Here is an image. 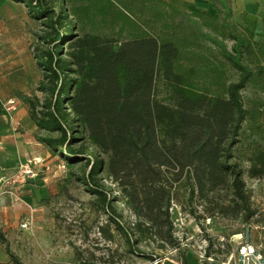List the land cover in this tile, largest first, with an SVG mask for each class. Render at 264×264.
Here are the masks:
<instances>
[{
  "label": "trees",
  "instance_id": "obj_1",
  "mask_svg": "<svg viewBox=\"0 0 264 264\" xmlns=\"http://www.w3.org/2000/svg\"><path fill=\"white\" fill-rule=\"evenodd\" d=\"M12 1L44 26L34 49L43 96L17 95L41 143L90 166L81 178L107 214L99 227L105 237L113 238L114 226L126 250L151 264H162L156 250L180 251L170 208L181 181L191 198L213 204L222 189L230 191L232 211L249 222L256 210L232 160L238 145L253 144L248 171L264 177V43L233 19L231 0H217L219 15L185 0ZM138 18L149 29H136ZM99 22L119 25L116 36L98 31ZM159 25L161 34L154 33ZM206 42L217 52L201 51ZM161 80L166 94L160 97ZM249 86L256 92L251 105L243 94ZM100 173L127 199L135 216L130 226L122 223L117 198L108 196ZM146 238L157 241L151 253L140 247ZM0 241L21 264L1 229ZM177 259L188 264L186 252Z\"/></svg>",
  "mask_w": 264,
  "mask_h": 264
},
{
  "label": "rangeland",
  "instance_id": "obj_2",
  "mask_svg": "<svg viewBox=\"0 0 264 264\" xmlns=\"http://www.w3.org/2000/svg\"><path fill=\"white\" fill-rule=\"evenodd\" d=\"M43 27L39 21L29 16L24 4L8 5L5 11H0V74L5 75L8 80L11 78V84L17 91V64L32 61L37 66L35 73L38 79L34 84H28L27 79L24 80L21 92L40 97L43 93L37 88L42 72L35 60L34 49L39 35L43 34ZM138 27L145 29L149 26L145 19L138 18L135 28ZM96 28L102 33L116 36L119 25L99 22ZM161 30L159 25L154 33L161 34ZM128 35L126 32L124 37ZM228 44L231 45V42ZM211 49L214 53L217 52L210 42L204 43L200 48L207 56H211ZM13 73L15 76H8ZM158 83L157 93L161 97L166 94V85L164 80ZM255 93L252 86L244 91L247 105H251ZM260 121L264 125V107ZM42 144L45 152L48 151L49 147ZM252 148L253 144L238 145L232 162L238 163L242 170L252 207L256 210L255 215L249 222H245L241 214L232 211L230 204L233 195L230 191L222 189L220 193H216V203L213 204L199 196L191 198L188 183L177 182L170 213L174 236L177 237L181 250H156L155 254L162 261L165 257L177 258L181 252L188 251L195 253L203 263L207 260L200 256L227 260L231 253L236 254L238 244L247 236L264 248V177H252L249 174V161L246 157ZM25 165L32 167L34 177L22 174V167ZM89 169L90 166H85V161L71 163L56 153L27 159L17 164L14 172L0 174V229L5 233L11 250L18 256L21 264H151L150 260L126 250V244L114 226L111 230L112 239L101 233L99 227L106 224L108 217L95 204V196L81 178ZM99 178L108 191V196L117 198L114 202L122 216V223L130 226L135 216L127 199L106 173H100ZM222 206L227 211L223 212ZM210 243L213 248L208 256L207 248ZM156 244L157 241L153 238H146L140 247L151 253ZM5 246L0 241V264H16ZM77 254L80 256L77 257Z\"/></svg>",
  "mask_w": 264,
  "mask_h": 264
},
{
  "label": "crops",
  "instance_id": "obj_3",
  "mask_svg": "<svg viewBox=\"0 0 264 264\" xmlns=\"http://www.w3.org/2000/svg\"><path fill=\"white\" fill-rule=\"evenodd\" d=\"M185 1L189 3L190 8L219 15L217 0ZM231 4L234 11L233 19L252 30L256 41L264 43V0H231ZM8 5L23 4L12 0H0V11H5ZM35 68L37 66L32 61L17 64V91L11 84V78L8 80L5 75L0 74V174L14 172L17 164L27 159L53 154L50 148L45 152L41 146L43 144L37 139L38 127L29 116L27 105L17 95L22 90L21 84L24 80L27 79L28 84H34L38 79ZM10 75L15 76V73L8 74ZM11 96L19 101L18 109L13 114H9L3 107V102ZM186 259L188 264H203L197 255L190 251L186 252ZM162 264L181 262L176 257H165Z\"/></svg>",
  "mask_w": 264,
  "mask_h": 264
},
{
  "label": "built area",
  "instance_id": "obj_4",
  "mask_svg": "<svg viewBox=\"0 0 264 264\" xmlns=\"http://www.w3.org/2000/svg\"><path fill=\"white\" fill-rule=\"evenodd\" d=\"M19 106V101L15 97H9L3 102L4 109L13 114ZM28 174L31 177L35 176V172L30 165L22 167V174ZM260 254V257H259ZM202 259L213 261L211 257L200 256ZM242 258V264H264V248L252 242L249 238L242 240L235 253H231L227 260H222L221 264H239V258ZM162 261V259H160Z\"/></svg>",
  "mask_w": 264,
  "mask_h": 264
},
{
  "label": "water",
  "instance_id": "obj_5",
  "mask_svg": "<svg viewBox=\"0 0 264 264\" xmlns=\"http://www.w3.org/2000/svg\"><path fill=\"white\" fill-rule=\"evenodd\" d=\"M249 237L247 236V239H248ZM259 257H260V254H259ZM239 264H242V258L240 257L239 258Z\"/></svg>",
  "mask_w": 264,
  "mask_h": 264
}]
</instances>
